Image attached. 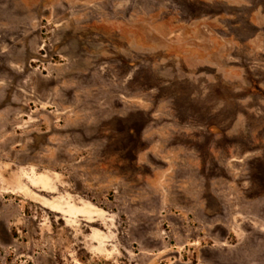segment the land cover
I'll return each instance as SVG.
<instances>
[{
    "label": "rangeland",
    "instance_id": "374dc122",
    "mask_svg": "<svg viewBox=\"0 0 264 264\" xmlns=\"http://www.w3.org/2000/svg\"><path fill=\"white\" fill-rule=\"evenodd\" d=\"M0 264H264V0H0Z\"/></svg>",
    "mask_w": 264,
    "mask_h": 264
}]
</instances>
